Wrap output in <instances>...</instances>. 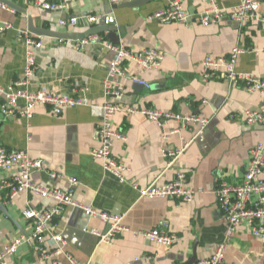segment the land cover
Segmentation results:
<instances>
[{
    "label": "crops",
    "instance_id": "0c3cea01",
    "mask_svg": "<svg viewBox=\"0 0 264 264\" xmlns=\"http://www.w3.org/2000/svg\"><path fill=\"white\" fill-rule=\"evenodd\" d=\"M8 1L24 12L0 5V85L9 87L23 74L22 32L27 30L28 15L38 28L79 34L89 29L81 19L65 26L59 20L111 13L115 17L112 25L123 31L118 33L120 43L131 50L155 48L163 53L158 69L142 70L132 62L125 63L128 74L150 84L146 89L128 78L122 79L125 100L162 111L191 112L209 120L202 130L188 128L167 137L165 133L177 126L175 121H165L160 126L138 113L113 115V128L123 133L125 140L114 138L111 150L128 166L131 182L140 187L160 185L182 172L187 185L196 190L189 202L141 197L131 183L120 182L102 168L101 160L90 156L91 149L98 145L94 130L101 117L103 81L112 51L97 42L76 49L72 38L58 43V38L37 35L43 45L35 57L37 69L29 88L46 87L56 94L68 92L80 96L83 103L65 108L59 115H53L43 104H37L30 117L12 115L2 119L0 113V146L25 150L30 157L42 160V169L31 174L33 183L65 190L68 179L74 178L77 184L73 195L77 202L122 214L130 229L108 243L100 242L88 230H105V222L65 205L53 216L49 228L65 239L62 252L54 255L60 264H73L67 254L77 262L96 264H180L194 255L192 264H200L225 241L224 264H264V237L253 236L245 224L237 226L228 237V224L216 195L220 182L237 184L242 180L250 149L255 143L264 142V125L250 126L240 117L243 109H264V92L250 94L242 83H231L219 75L206 81L201 77L204 56L227 55L235 47L243 49L237 55L236 70L264 76V0L255 17L246 23L225 18L209 26H202L195 19L182 25L150 17L171 0H149L136 7L124 6L126 1L74 0L66 9L54 11L42 9L33 0ZM215 2L230 10L241 0ZM182 3L190 13L207 6L203 0ZM165 147L184 149L169 162L162 155ZM52 173L56 176L52 177ZM4 177L7 173L0 170V250L13 238L32 232V221L22 214L25 208L55 205L54 200L29 190L7 199L6 190L1 187ZM155 227H165L178 239L166 246L133 234ZM50 248L55 245L51 243ZM5 264H51V260L40 259L36 247L23 242Z\"/></svg>",
    "mask_w": 264,
    "mask_h": 264
},
{
    "label": "built area",
    "instance_id": "2783aa9c",
    "mask_svg": "<svg viewBox=\"0 0 264 264\" xmlns=\"http://www.w3.org/2000/svg\"><path fill=\"white\" fill-rule=\"evenodd\" d=\"M36 5L44 10L66 9L68 4L74 0H33ZM112 3L130 0H110ZM207 6L196 13L188 12L182 0H171L166 6L150 15L161 22H176L189 25L195 19L202 26L216 24L227 18L240 24L246 23L255 17L261 0H241L239 4L230 10L220 8L215 0H203ZM1 5V4H0ZM81 19L85 26L91 28L96 25L114 24L115 17L111 13L85 14L81 17H69L61 19V25H74ZM8 26V25H6ZM23 45L25 48V64L22 76L9 87L0 85V113L2 119L12 115L30 117L37 104L49 107L53 115H59L65 108L77 106L83 103L82 98L77 95L66 93L56 94L46 87L36 90L29 88L31 77L37 69L36 54L42 47L40 36L30 31L22 32ZM68 39L58 38V43H65ZM76 49H82L90 43H100L113 53V58L106 67V76L103 81V103L101 105V117L94 130V139L98 145L91 149L90 156L101 160L102 168L114 175L122 183H131L137 188L139 195L145 198H168L177 199L182 202L191 201L196 190L187 185V177L184 173H178L172 180L156 185L151 183L145 187L131 182L128 178V166L112 153V141L114 138L125 140L123 133L113 128V115L116 113L141 114L151 122L160 126L165 121H175L177 126L165 133L170 136L181 130L197 127L204 129L209 122L208 118L195 113H181L174 110L162 111L154 107L137 106L125 100V88L122 79L128 78L131 82L142 87L150 88L149 82L143 78L128 74L125 69L126 62H132L142 70L158 69L163 60V53L155 48H144L131 50L124 44L112 43L106 37V33H97L84 38L70 40ZM243 51L240 47L233 48L227 55H206L202 59V80L219 75L231 83H242L245 90L252 93L264 92V76L256 73H241L236 70L237 55ZM20 104H22L20 107ZM235 114H231L234 118ZM240 117L248 125H264V109H243ZM186 145V144H185ZM184 148H163L162 155L169 162L182 153ZM43 167L39 158H32L25 150H8L0 146V170L7 173V177L1 180V187L6 190V198L12 199L17 193L29 190L42 197L55 201L52 207L37 209L27 207L22 214L32 221L33 229L30 234H21L10 240L0 250V264L6 263V258L13 255L23 242L33 244L42 260H51V264H60V260L54 256L62 252L65 239L60 233H51L50 225L54 215L58 214L65 205H72L81 209L89 218L100 219L107 225L105 230L90 229L100 242L108 243L114 238L130 231L123 222L122 214L102 211L90 204L77 202L74 198V186L77 180L69 178V187L58 190L48 186L33 183L31 174ZM264 142L255 143L250 149L249 159L242 180L237 184L220 182L216 195L218 207L222 216L228 224V237L232 236L237 226L247 225L250 233L255 237H264ZM52 177L56 174L52 173ZM49 235V238L47 236ZM135 236L146 238L157 244L169 246L173 244L178 236L165 227L152 228L149 230L134 231ZM51 243L55 248L51 250ZM227 241L217 246L216 250L207 258H203L200 264H224V251ZM67 258L73 264H96L91 261L77 262L67 254ZM235 264V263H231Z\"/></svg>",
    "mask_w": 264,
    "mask_h": 264
},
{
    "label": "water",
    "instance_id": "95a60500",
    "mask_svg": "<svg viewBox=\"0 0 264 264\" xmlns=\"http://www.w3.org/2000/svg\"><path fill=\"white\" fill-rule=\"evenodd\" d=\"M149 0H130L126 1L123 5L128 7H136L138 5H141L142 3H145ZM0 4L3 6H7L9 8H12L13 10L24 12L23 8H19L16 4L13 2H10L8 0H0ZM27 30L30 31L33 34L41 35V36H52L55 38H62V39H68V38H84L87 36H90L92 34L97 33H106V37L109 41L112 43H118L119 36L118 33L123 32L121 27L112 25V24H102V25H96L91 28H89L87 31L82 33H70V32H60V31H53L46 28H38L33 24L31 16L28 15L27 17ZM141 86V85H139ZM142 87V86H141ZM195 262V256L193 255L189 260L186 262L180 263V264H192Z\"/></svg>",
    "mask_w": 264,
    "mask_h": 264
}]
</instances>
